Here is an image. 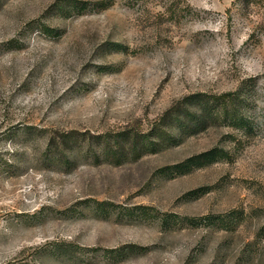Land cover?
<instances>
[{
  "label": "rangeland",
  "instance_id": "374dc122",
  "mask_svg": "<svg viewBox=\"0 0 264 264\" xmlns=\"http://www.w3.org/2000/svg\"><path fill=\"white\" fill-rule=\"evenodd\" d=\"M61 1L0 0V264H264V0H178L175 15L171 0ZM245 83L250 124L120 163L88 135L69 165L46 152ZM214 148L229 156L160 171Z\"/></svg>",
  "mask_w": 264,
  "mask_h": 264
},
{
  "label": "trees",
  "instance_id": "16d2710c",
  "mask_svg": "<svg viewBox=\"0 0 264 264\" xmlns=\"http://www.w3.org/2000/svg\"><path fill=\"white\" fill-rule=\"evenodd\" d=\"M114 1L100 0L89 3L80 0H62L57 6L59 10L72 14L83 13L90 9H106L112 6ZM177 2L178 0H171V8L167 12L177 14ZM40 28L44 34L55 32L47 26ZM251 95V84L248 83L234 92L191 94L175 102L159 118L150 122L145 130L134 128L101 135L84 133L81 137L74 132L65 133L61 137L50 136L46 152L57 162L69 165L66 152L72 150L73 146L82 145L87 141L88 135L90 139L87 152L89 154L116 163L138 160L146 155L157 154L165 148L177 146L184 138L207 131L213 126L237 127L250 124L243 112ZM98 150L99 153H97ZM227 156L229 155L225 150L214 148L192 156L179 164L164 167L160 171L185 173L195 166L208 165ZM132 248L139 251L146 250L145 247L139 246ZM109 252L113 253L115 250Z\"/></svg>",
  "mask_w": 264,
  "mask_h": 264
}]
</instances>
